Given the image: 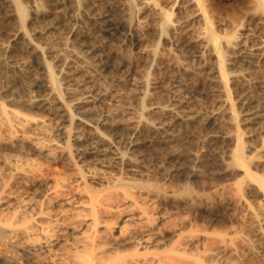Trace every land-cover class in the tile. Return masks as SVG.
<instances>
[{
    "label": "bare ground",
    "instance_id": "1",
    "mask_svg": "<svg viewBox=\"0 0 264 264\" xmlns=\"http://www.w3.org/2000/svg\"><path fill=\"white\" fill-rule=\"evenodd\" d=\"M43 1L44 0H41L42 5L47 4V3L43 4ZM46 1H44V2H46ZM48 1H50V3H48V4H50V7L47 6L48 5L47 4L46 7H44L45 8L44 9L42 7V5L40 6L41 3L39 2L40 3L39 4L38 1L36 2V0H0V5L2 6V10H3V12H2V10L0 11V12L3 13V17H2L3 18L2 20H4L3 24L6 21L11 23L10 24V23L7 22L10 25H7V23H6L8 28L6 29V34L7 35H5V36H7V39L5 37V40H2L0 42V75L2 77L4 76L7 79H9L8 80V82H9L12 78H15V77H12L15 73H18V72L20 73V72L23 71L22 73H26L27 74V71L24 72V70H27V68L29 69V67L31 68V66H33V68H35V70H37L38 75L36 73V77H34V80H32L33 84H31V83L30 84L32 86L34 85L36 87L35 89L39 92L38 94H35V96L32 95V93H30L33 96L31 98L28 97L30 94H28V96L26 95L27 96V100L25 98L26 96L24 97L22 95L23 98L21 99V95H20L21 92L20 93H16V91H15L16 89H14V91H15L14 92L13 91V87L11 85L12 83H5L7 81L6 78H5L6 81H4V83L9 85V86H7V88H3L5 86V84L3 83V80H1L2 81L1 83H3L4 86L2 87V84L0 85V113L2 114V116L3 115L5 116V117L4 116L3 117L7 121L5 120V122H2L4 120V118L2 116H0V117H2V119H0V121L2 122V124L4 126H5V124L7 125L5 127L6 129L10 125V123H13V125L15 123V125H14L15 128H19L20 129V127H22L24 129H26V128H28V126H26V125H29V127H32V126H30L31 124H34V127L36 125L38 126L39 125L38 121L40 119H36L38 121H36L35 123H33L34 121H32V123H31L32 118L29 117L31 114H27L28 115L27 116L26 113H24L25 115H23V113L21 114L20 109H17L18 107H20V104H21V106L23 105V107H24V105H25V107L27 106L28 108L29 107L30 108L31 107L38 108V109L41 108L43 110L44 109H46V110L54 109L55 113L58 115V117H60L59 119H61V123L58 126L59 127V132H57L60 135L61 139L60 138L59 139H60L61 142H59V143L56 142V144L58 143L59 145L57 144L58 147L57 148L55 147V148L59 149V150L57 152H55V153L59 152L60 153L59 156L63 157V159H66L68 161L67 163L73 162L75 165H76V163H81V162H77L76 159H78V161L80 159H83V160L84 159H86V160L88 159L87 161H89L91 159L94 163H97L99 165L101 164V167H102V164L103 165L104 164H106V165L107 164L108 165L112 164V165L115 166V168H116V166L118 167L120 165L119 168H117V169H119V171H121V172H122V170H121L122 168H120V167H121V165H123L125 167V169H128V171H130L129 173L132 172V175H133V172L135 171L134 167H137L136 166V164H137L136 162H138L137 157H139V156L137 155L135 157L136 159L134 160V158H133L134 155H132V151H133V153H135L136 150H137V149L136 150L134 149L136 144H137V142H136L137 140L135 139L136 140L135 141L134 139H132V137L138 131L141 132L142 129L139 130L140 127H142V126L143 127L145 126L146 128L150 127L152 129H154L153 131L159 132V134L162 133V135H163L164 133H168L170 130L172 132V128H173L172 126H175L174 124H176V123L179 124L180 122L182 123L184 120L189 119V118H187L188 114L184 115V114H181V112H180V114H181L180 115V114H178L179 112H177V109H176V111L175 110L173 111L171 109V105H173V104H171V105L168 104V105H170V107H169L166 104L162 105V104H156L155 103V105H154V103H152L153 106L150 104V105H148L149 107H146L148 109L143 107V108H145L144 111H143L142 108H140V111H138L139 113L138 112L136 113V111H135L134 116H132L130 120L128 118V120H126L127 122H125L124 121L125 119L123 118L124 119L123 120L122 116L119 117V115H115L118 112L115 110V108H113L114 106L111 105V103H114V102L118 101L116 99L117 97L115 96L117 94L112 92V91H111L112 93L108 92V89H110V88H107V86L104 84L105 82H103V84H104V86H103V85L100 84V83H102V82H100L101 79H96V76H98L97 78H99V77H102L103 74H106L105 73V71L107 72L106 67L109 66V61H108L107 57L105 56L106 48L110 44L112 46V44H114V43H115L114 46H116V47L117 46L120 47V45H122V47H123L124 44H128L127 42H128L129 39H132V38H128V37H129V34L134 31L132 29V27H134V26H132L133 24H131V25L129 24L132 21V19H130V22L127 21V19H129L128 15H130L128 13L129 9H130V7H132V5H131L132 4V2H131L132 0H125L126 3L124 1H122V0H120L121 2H124L126 4V5L123 4L125 7L121 5L122 9L119 11L120 12V16H115L116 12H118V9H120V7L117 9V11L114 8L115 9V15H113V14H110L112 12V10L108 9V10H110V12H108L106 10L107 9V5H105L106 9H104V7L102 8V7H100L98 5L97 7H100L103 10L101 9L102 11L98 12V9L96 8L97 10L96 9L95 10H96L97 13H95V11H94V13L90 14V12H89L90 10H88V9L94 2L96 3V0H48ZM97 1H99V0H97ZM102 1H104V0H102ZM107 1H109V3L111 4L115 0H107ZM174 1H177V0H174ZM156 2H157V0H156ZM182 2H185L186 3L185 5L189 6L191 9L192 8L194 9V11H193L194 13H192V16L194 14L193 17L196 20V22H198V26L197 27L195 26V28L199 27L197 29L199 31H196V32H195V30L193 31V32H195V34L197 33L196 35L194 34L195 35L194 38L190 37L192 35V34H190L191 33L190 31H192V30L189 31L190 33L187 32L188 35L190 34L189 36L186 35V34H185V36L181 35L182 34L181 32H182L183 22L187 20V18H188L187 16L190 17V14H188V13H187L186 19H185V17H183L184 14L182 13L183 14L182 15L179 12L178 13L180 15H182V17L178 16V18L173 19L172 15L176 16L175 14H177V13H174L175 11L174 12L173 11L172 12L171 11L168 12V10L166 8L167 11H163L162 12V10L160 8L157 9L159 6H156L155 3H153L152 6H151L150 3L148 2V6L150 5L151 8H153V5L156 6V8L154 7L155 11L154 10L151 11V9L149 8L150 11H151L150 16L152 15L151 17H153V16L155 17L156 15H158L159 12L160 13L162 12V15H163L162 19L158 18L160 20L156 21V23L159 22V21H160V23L156 24L154 21H151V22H152V24L155 23L156 26H158V25L161 26L160 29L162 31L163 30L166 31L165 34L169 35L170 40L171 39L176 40L177 43L179 42L181 47L182 46L185 47V48L189 47V49H190L191 46L192 47H196L197 51L196 50L195 51L197 52V55H198V52H199V53H201L200 56H203L204 53H202V52L206 51L205 53H209L210 56L213 57V59H212L213 61L212 62H214V66L212 65L213 67H211V73H212L211 76H213L212 77V79H214L213 81H215L216 84L218 83V85L220 86V88H219V89H221L220 92L223 93V96L225 97L224 98L225 99V103L227 105V107H226L224 105V103H223L224 108H227L225 110H227V116H228L229 122L232 123V125L235 128V131L233 133L234 136L232 138L234 144H233V146H231V149L229 148L230 151H229V154L227 155L229 157V163L231 162V164L233 166L231 164H229V166L231 165L234 170L235 169L237 170V172H236L237 175H238V172L240 173L239 175H241V180L240 179H238L239 181L235 180V182L237 181L236 183L232 182V183H235L234 185L231 183L233 185V190H235L236 194L232 190H230L235 195H233V199L232 200L230 198V203L229 204L230 205L232 204L231 206L236 205V204H237V206L241 205V207L243 206V209L247 208L248 210H251L252 215H253L254 218H252L253 220H251L252 222H250V223H252L251 227H249L250 231L248 230V228H247L246 231H249V232L245 231L246 233L245 232L242 233L243 230L242 231L240 230L241 234H239L240 231H238L239 232L237 234L238 237L235 236L237 231L235 232L236 229L233 230L234 229L233 226H232L233 228L232 227L231 228H232L233 232L235 233V235H234V233H232L233 235L232 234L230 235V233L232 231L229 230L228 228L227 229L229 231L226 229L227 232H225V233L223 232L225 230L222 229L223 231L220 230L221 233H219V232L217 233L216 232L215 234L213 233V232H215L214 230H213L212 233H210L207 230H204V231L209 232L211 234V236H210L209 233L203 232V230L202 231L199 230L198 232H200V231H201V233L203 232L201 234L202 239H203L202 235L205 236L204 233H206V237L208 236L207 238L205 237L206 240H205V238L203 239V240L206 241L205 243L202 242V240L200 241V242H202L203 245H205L204 247H202L203 249L200 246H198V244L200 243L198 241L199 239L197 240V238L199 237L197 235L198 233H195L198 236L197 238L196 237L192 238V237H194L193 233H192L193 236H190L191 234L188 235L189 237L192 238V239L190 238L191 240H193V239L195 240L196 239L198 241V244L197 245L195 244V245L199 248V250H203V252L202 251H199V252L203 253V254L200 253V255H201V257L203 255L205 259L204 258L203 259L199 258L200 256H198L196 249H194V250H196V253H195L194 257H193L192 254H191L192 256L190 255L189 257H187L189 255L188 254L189 250L187 248H186V250H188V252L186 250H185L186 252L185 251L182 252V253H184V257H183V254L180 253L181 251L179 249L180 247H183V244L179 243L180 247L177 248L176 245H178V243L176 242V243H174V245L175 244L176 245L174 247H172L173 246V243H172L173 240H171L172 241L171 242L172 246L171 245H170V247L167 246V248H168L167 252L168 253L165 254L166 248H164V249L162 248L163 249V251H162L163 253L161 252L162 257H163V254H164V256H167L166 259H168V255H171L173 253L174 256L177 255L176 257H178V254H180V259L178 258V260H177V258L172 255L171 257H173V258L169 257V259H171V260H169V259L167 261L164 260L165 261L164 263L162 261L163 259H161V258H158V260H155L157 257H155L154 260H152V259L151 260L154 261V264H155L156 261H157V264H165L166 262L168 264H169V262H170V264H191L193 262H196V263L200 262L201 264H246V263H248L250 261L252 262L253 260H249V258L246 257V258H248V261L247 262L245 261L246 263L245 262H242V263L236 262L237 258L239 259L238 261H240L241 258H245L242 255L243 254V250L245 248H243V250L240 251L238 249L240 247L239 244H242L241 245L242 247L245 245L244 247H246V250L249 253V254L246 253L247 252L246 251L245 252L246 255H254V254L257 255L258 254V256H259V253L256 254V252L258 250L260 252H262L261 250L264 249V177H263L264 174L261 173L262 174V176H261V174L259 175L258 173H255L254 172L255 170L252 171L253 167L251 165L253 163L255 164L256 161H253L250 158L251 156L249 157L248 155L245 154L246 150L244 149V147L247 145L246 144L247 141H244L245 144H246L245 145L244 142L242 143V140H244V139H241V137L244 135V138H245L246 135L242 131H241L242 132L241 133L238 130V124H237V122H238L237 121V117L238 116L236 117V114H237L236 112H238V111L235 112V110L233 109L234 106H233V104H232V102H231V100L229 98V93H230L229 81L232 78L234 79L235 75L237 76V74L240 72L239 70L242 69V68H240L237 71V69L235 67L234 70L236 69V71L238 72V73L236 72L237 74H235L234 71L231 72V68L233 66L231 67L230 65H227V62H231V61L234 62L235 61V63H236L237 59L235 58L236 60H234L233 58H234V56H236V57L238 56L239 63L242 62L244 64L249 65V67H251L250 65H252V67H253V64L256 65L257 62L261 58L263 59V57H264V36H262L263 38L260 37V36L259 37L257 36L258 38H254L250 34L246 33V32L249 31V30L246 31L247 28H249V27L247 26L246 29H243L244 27H242V26H246V25H242L241 22H240V19L242 20V18L244 17V21H245L248 17L246 16L247 17L246 18L244 16V14L249 16L251 14H254L256 11H257V13H255V14H257V15H255V16H258V15L260 16V13L264 14V0H241L239 3H237L238 2L237 1L236 5L232 4V5H234L233 6L234 8H230V11H228V9H227V12L229 13V17H228L229 25H225V26H230V28L228 29L229 32H226L223 35L221 34V36H220L219 33L220 32L222 33L224 30H222L219 33H217L218 31L216 32L214 27L219 26L218 24H220V23L222 24L223 22H220V21H223V20H220L219 21L220 23L216 24V23H214V21H211V19H210V18L213 19V16L215 15L216 11L215 12L213 11L214 12L213 16H210V14H211L210 10H209V14H208V9L220 10L219 9L220 6L222 8L223 4H222L221 0H183ZM101 3L102 2H100V4ZM109 3L107 2V4H109ZM134 3H135V0H134L133 4ZM94 4H93V6H94ZM119 4H122V3L118 2V5ZM146 4H147V2H146ZM181 4H180V6H181ZM228 4H231V3H228ZM103 5H104V3H103ZM112 5H110V6L112 7ZM118 5L114 4L113 7H116ZM143 5L144 4H142L141 6L137 5L136 7L138 8V6H140L142 8ZM159 5H162V4H159ZM174 5H175V3H174ZM176 5H177V3H176ZM232 5H230V7H232ZM1 6H0V8H1ZM182 6L185 7L184 4ZM40 7H42L43 9H40ZM92 7H90V8H92ZM111 7H109V8H111ZM162 7L165 8L164 5ZM168 7H170V6H168ZM223 8H226V7H223ZM114 9H113V11H114ZM135 9H133V10H135ZM172 9L173 8L171 7V10ZM178 9H180V8H178ZM93 10H94V8H93ZM93 10H92V12H93ZM130 10H132V8ZM136 10L138 12V9H136ZM221 10H223V9H221ZM141 11H139V13L142 14ZM182 11H184V10L182 9ZM224 11H222L221 13L223 14ZM137 12H136L135 15H138ZM216 13L218 14V12H216ZM224 13H226V12H224ZM241 14L243 15V17L241 16ZM117 15H118V13H117ZM144 15H146V14H144ZM223 15L225 16V14H223ZM1 16H2V14L0 15V18H1ZM138 16H135V17L137 18ZM146 16H148V14ZM146 16L145 17H140V18H144L146 20V18L150 17V16H148V17H146ZM215 16H217V15H215ZM219 16H220V14H219ZM219 16H217V17L219 18ZM259 16H258V19H259ZM239 17H240V19H239ZM262 17H263V15H262ZM170 18H172V20ZM191 18L192 17H190V19ZM214 18H216V17H214ZM144 19H143V21H144ZM154 19L156 20V18H154ZM253 19H256V17L251 18L252 23H253ZM248 20L250 21V19H248ZM261 20H262V18H261ZM137 21H139V20H137ZM188 21H189V19H188ZM141 22H142V20H141ZM192 22H193V20H192ZM194 22H193V24H194ZM212 22L214 24H216V26H214V24H212ZM216 22H218V21H216ZM254 22H256V20ZM1 23H2V21L0 22V24ZM86 23H88L90 26H87L88 24H86ZM131 23H134V22H131ZM139 23H140V21L138 23L136 22V25H138ZM188 23L189 22H187V24ZM242 23H244V22H242ZM258 23H259V21H258ZM82 24H85L84 26L85 27L87 26L88 28L84 30L83 29L84 26ZM142 24L144 25V23H142ZM145 24L147 25V22H145ZM193 24H191V25H193ZM223 24H225V23H223ZM134 25H135V23H134ZM139 25L138 26L141 27V23ZM149 25H148V27H149ZM1 26H3V25H1ZM1 26H0V28H1ZM256 26H260L261 30H263V32H264V17H263V22L261 21V25L257 24ZM143 27H141V28H143ZM183 27L185 28L186 26H183ZM158 28L159 27H157V29ZM189 28H190V26H189ZM221 29H223V28H221ZM224 29L226 30L227 28L225 27ZM250 29H251V27H250ZM218 30H220V28ZM256 30H258V29H256ZM139 31H141V30H139ZM186 31H187V29H186ZM259 31H260V28H259V30H258L256 35H258ZM163 32H160V33H162V35H163ZM138 33L141 36V32H138ZM133 34L134 33H132L131 37L134 36ZM251 34L254 35V32H251ZM162 37H161V40H162ZM168 38L166 39L167 41H168ZM137 39H138V41H140L139 38H137ZM140 39H141V37H140ZM138 41H136V42L138 43ZM134 42L135 41H133V43ZM133 43H131V44H133ZM174 46H175V43H174ZM118 47L116 48V50L118 49ZM115 48L112 47L113 50L112 49L111 50L115 51L114 50ZM120 49H118V51H116V52H119ZM182 49H184V48H182ZM191 49L193 50V48H191ZM109 51H110V47H109ZM109 51L107 50V53H109ZM169 52H170V50H169ZM197 55H195V56H197ZM108 56H109V54H108ZM109 60H110V58H109ZM232 62H231V64H232ZM235 63H233V64H235ZM240 64H237V65H240ZM115 65H116V63H115ZM123 68H125V67H123ZM123 68H122V70H123ZM228 68H229L230 72L228 71ZM109 70H111V69H109ZM112 70H111V72H112ZM30 71H31V69H30ZM242 71H244V69L241 70V73H243ZM109 72H107V73L109 74ZM233 72H234V75H233ZM32 73H33V71H32ZM34 73H35V71H34ZM108 74H106L107 77H108ZM23 75L25 76V74H23ZM20 76L22 77V75H20ZM139 76L141 77V75H139ZM142 76L143 77L145 76L144 73H143ZM241 76H243V74ZM10 77H11V79H10ZM28 77H30V76H28ZM110 77H111V75H110ZM113 77H115V76H113ZM126 77L127 76L125 75L124 78H126ZM143 77H141V78H139V77L136 78L135 77L136 78L135 79V78H132V75H131V78H132L131 79L132 82H130L131 85H134L135 87L136 86L137 87L138 86L139 87H144V85H146L145 87L147 88L148 85H149V84L148 85L146 84V83H148V81L146 80L147 77H144V78H146L145 80L147 82L143 79ZM239 77H240V75H239ZM244 77H245V75H244ZM22 78H21V82H24V81H22ZM27 78H23V80L27 79ZM116 78H117V76H116ZM110 80H112V79H110ZM12 81H14V80H12ZM16 81H18V80L16 79ZM26 81L28 82V80H26ZM213 81H212V83H213ZM18 82H20V81H18ZM192 82H193V80H192ZM188 83H186V84L189 86ZM18 85H19V83H17L16 86H18ZM22 85H23V83L19 87H21ZM13 86H15V85H13ZM27 87H28V84H27ZM108 87H110V85ZM194 87H196V86H193L192 88H190V86H189L188 88H190V90L194 91V92L195 91L199 92V90H201V88H203V87H200L198 90H196L197 88H194ZM198 87H199V85H198ZM14 88H16V87H14ZM29 88H31V87H29ZM29 88H27V89L24 88V89L26 90V92H29V90H30ZM146 88H145V91H146ZM21 89H23V88L21 87ZM135 89H137V88H135ZM140 89H143V88H140ZM203 89H205V88H203ZM18 90H20V88H18ZM142 91L143 90H141V92ZM145 91L142 92V93L143 94L146 93ZM22 92H25V91H22ZM115 92H116V89H115ZM141 92H140V94H141ZM144 96L146 97V94ZM175 96H176V94H175ZM175 96H174V99H175ZM200 96H202V95H200ZM181 97H183V96H181ZM139 98H141V97H139ZM178 98H180V97H178ZM23 99H25V100H23ZM121 100H124V99H121ZM180 100L182 101V99H175L174 101H179L180 102ZM194 100H195V98H194ZM116 103H114V105L118 106V103L117 104ZM182 103H183V101H182ZM104 104H106V105L108 104V105L106 106V108L104 107V110H102L100 108V106L104 105ZM109 104L112 106V108L109 107L110 109L108 108V106H110ZM120 104L122 106L121 101H120ZM137 104L139 105L140 103H137ZM123 105H124V103H123ZM138 105H137V107H138ZM185 105H187V104H185ZM128 106L129 105H127L125 107H128ZM131 106H133V105H131ZM142 106H144V104ZM107 108L109 110H107ZM112 109H114V110H112ZM126 109L124 110V113H126L125 112ZM133 109H135V106H134ZM17 110H19L20 112L17 111ZM135 110H139V109H135ZM146 110L147 111L149 110L150 114L155 116V118L152 117L153 120L152 119L149 120L150 118L147 119L149 117L148 115H147L148 117L145 118L146 117V115H145V111ZM255 110H252V111H250L248 113L246 112L247 115H245V120H249V121L251 120L252 121L254 119V122H255V119H257L258 117L261 116V114L259 116V114L257 113V110L256 111ZM26 111H28V110H26ZM118 111H122V110H118ZM47 112H49V111H47ZM143 112H144L145 117H143ZM44 115H46V114H44ZM53 115H54V112H53ZM122 115H123V113H122ZM38 118H40V117H38ZM42 119H43V117H42ZM33 120H35V119H33ZM242 120H243V118H242ZM6 122H8L9 125ZM2 124H0V125H2ZM16 124L18 126H16ZM40 124H42V123H40ZM13 125L11 124L10 127H8V128H11V126H13ZM19 125H20V127H19ZM23 126H26V128L23 127ZM40 126L41 125L38 126V129L40 128ZM1 127H3V126H1ZM12 128L10 129V131H12ZM15 128H13V130ZM22 128H21V130L23 131ZM41 129H43V128H41ZM57 129H56V131H57ZM146 130L147 129H145V131ZM148 130H150V129H148ZM6 131H8V130H6ZM6 131H4V133ZM17 131H19V133H22V132H20V130H17ZM14 133H15V131H14ZM14 133H13V135H14ZM57 133H56V135H57ZM143 133H144V131H143ZM5 134H7V133H5ZM8 134H10V132ZM17 134H18V132H17ZM168 134L170 135V133H168ZM168 134L166 135V137L168 136ZM11 135H12V132H11ZM13 135H12V138H13ZM35 136H36V134H34V137ZM158 136L159 135H157V137ZM14 137H16V136H14ZM23 137H22V139H23ZM172 137H173V134H172ZM167 138H169V137H167ZM221 139H222V137H221ZM49 140H51V139H49ZM12 142L13 141H11V143ZM144 142H149V141L147 140V141H144ZM20 144H22V143H20ZM138 144H139V142H138ZM141 144H142V142H141ZM147 144L149 145L150 142L147 143ZM250 145H252V144H250ZM12 146H13V144H12ZM18 146H20V145H18ZM254 146L252 145L251 147L253 148ZM246 147L249 149V146H246ZM137 148H139V147L137 146ZM258 148H259V146H258ZM248 149H247V151L249 152ZM254 149H256V148H253V150ZM134 150H135V152H134ZM250 150H252V149H250ZM261 151H262V149H261ZM138 152L139 151H137L136 153H138ZM251 152H253V151H251ZM50 154H51V152H50ZM249 154H250V152H249ZM258 156H260L259 153H258ZM261 156L263 158V155H261ZM8 157H9L8 154H7V158L4 157L5 159L4 158L2 159V157H0V164L2 165L1 168H3V166H4L3 170L4 169L6 170V171H2V169H0L1 170L0 174H1V172H4V173L7 172V174L5 176L6 177L8 176L7 179L5 178V180H4V176H3L4 174L3 173L1 174L3 177L0 176V178L2 180L1 181L2 183H0V264H114L117 261H118L117 264H146L147 260H150V259H148L147 256H146L147 258L144 257L143 256L144 254H141L142 252H140V251L136 252V251H138L137 250L138 246L143 247V248L145 247V244L148 243V241H150L148 239L149 236H151L152 234L151 235L149 234L148 237H146L145 232L144 233L141 232L143 234H141V233L137 234L138 232L133 234V232H132V234H130V235H128V236H126L125 238H122V239L117 234L118 235L117 237L120 238V239H117V237L114 235V232H113L114 231V229H113L114 226L111 225V223H112L111 221H113V218H114V217H111V216H113L115 214H113L111 216H109L107 214L108 215L107 216L106 215V211L111 209L110 206H112V204H113L112 202L115 201V198H114L115 195H117L119 197L118 198L116 196V198H118V201H119V199L121 198V196L118 195L120 193L119 191L122 190L121 191L122 193H120V195L123 194V192L127 193V191L129 190L128 188L130 186H131L130 187V191H131V188L132 189H133V187L136 188V189H133V190H135L134 192L132 190V192L126 194V196H129L128 198L131 199V197H132V199L130 200L127 197H125V198L130 200L129 202H131V203L135 202V206L138 205V201L140 199L138 201H136V200L138 198H141V197L148 198L149 200L150 199H155V200H157V202L159 201L160 204H161L162 201L165 202V200L167 202V199L168 198L171 199L170 197H171L172 193H175L174 191L176 189L173 190V192L170 195L169 193H167L168 191H166V192L164 191L165 189H163V191H162V189L158 190V189L152 188V184L153 183L152 184L150 183L151 185L149 187H148V185H146L147 187H141V183L139 182L140 186L135 187V185L133 186L131 183L135 184L137 181L136 182H131V181L124 182V181H122L123 179L120 180L121 179L120 178L121 175L117 174L120 179L116 178V176H113V177H114V179L120 180L122 184L121 183L119 184L120 181H118V180L117 181L114 180V181H116L118 183V185L116 184V182L114 184L113 180H112V182H113L112 183L111 179H110V181H108V180L104 181V184H105L106 181H108L109 185H110V182H111V185L113 184L112 185L113 187H114V185H116L115 186L116 189L113 188V187L112 188L114 190L111 189V191L112 192L114 191L115 193H111V191H110L111 185L105 187V188L109 187V188H107L108 190L106 189V191H110L109 192L110 194L108 195L107 194L108 192H107L106 193L107 197H105L106 195H104V193H105L104 192L103 196L100 199H98L96 197V195L93 193L94 191L92 192V189L90 191H88L89 195L87 196V200H85V202H86V204H88V206H86L87 208L85 207V209L83 208L84 210L82 209L83 213L81 212L82 210L79 211L80 214H82V217L79 220H77V215H76V220H77L78 223L74 222L76 225L74 223H72L75 226H77V227H74V228H76V229L78 228L79 229V230L77 229L78 230L77 234L79 236L75 237L76 236L75 235L76 232L74 231L75 233L72 234L73 235V237H72L70 232L73 231V228L71 229L72 231H69V233L71 235V238L70 237L68 238V237H66L64 235L62 236V231L63 230H61V232L58 231V234H59V232L61 234L60 235L57 234L55 236V234L52 235L53 232H55V231H53L52 233H51V231H52V229L53 230H55L56 228L58 229L59 222L61 221V224H62V221L64 222L65 219H67V218H65L64 220H62V218H61V216H63V212H65L64 210H66L67 208L66 209L63 208L64 209L63 211H60V210H62V208L61 209H57L58 212L55 209L56 211H54L53 213H52L51 209L52 208L54 209V206L51 209L48 210V211H51V212H48L47 210H45L46 208L43 207L44 205H42L43 203L41 202V200H44L43 198L45 197V195H48V193L47 194L45 193L46 189L43 186H38L40 184H38V185L35 184L37 186L35 188H33L32 184H31L32 186L30 185L32 188H28L29 186L27 187V189L31 190L30 194H31V197L33 199H31V198L28 199L27 196H25L26 195L25 193H24L25 195L19 194L22 191V188H20L18 186H22L23 180L25 178H27L26 177L27 173L30 172V171L27 172V167H28V170H31V169H30L29 165L26 164L27 162L24 159H23V161L26 162L25 164L23 162H19V155H18L16 160H14L15 159L14 157H13V160H8ZM9 159H11V158H9ZM91 160H90V162H92ZM141 161H142V159H141ZM141 161H140V163H141ZM92 163H90V164L93 165ZM140 163L138 165H140ZM71 164H69V165H71ZM75 165H73V167ZM106 165H104V166H106ZM76 166L79 169L80 164L79 165L77 164ZM262 166H264V165H262ZM101 167H100V169L98 168L99 171L101 170ZM251 167H252V169H251ZM84 168L87 169V167H84ZM92 168L94 169V167H92ZM179 169L180 168H177V172H178ZM186 169H187V167L185 169H182V170H186ZM190 169L191 170L186 171V172H188L189 177H190L191 174H193V171H194L193 167H190ZM33 170L35 171V169H32L31 171L33 172ZM139 170L138 171L141 172L140 168H139ZM87 171L90 172V170H86L85 172L87 173ZM91 171H93V170L91 169ZM97 171L95 173H98ZM136 171H137V169H136ZM196 172H197V170H196ZM79 173L81 174L82 172L79 171ZM95 173H94V176L91 175V173H90V177L89 178H91V176H93L90 179L91 181H93V179L95 177ZM103 173H102V175H103ZM174 173H176V171ZM180 173H183V171L180 172ZM180 173L178 174V176H181ZM102 175L101 174L98 175V176L96 175V180L100 181L101 183H103V180H104L105 177L107 178V175H105V177L104 176L102 177ZM184 176H187V175H185V172H184ZM113 177H112V179H113ZM184 178H186V177H184ZM81 179L86 181L87 178H85V175H81ZM108 179H109V177H108ZM132 179H134V178H132ZM32 181H33V179H32ZM24 182H26V181H24ZM78 182H80V181H78ZM86 182H88V181H86ZM123 182L124 183H129V187L126 186V185H128V184H126L122 188ZM89 184L90 183H87V185H89ZM223 184L226 185L225 183H223ZM27 185H29L28 182H27ZM27 185L23 184V187L27 186ZM42 185H43V183H42ZM106 185H108L107 182H106ZM142 185H143V183H142ZM220 186H222V184ZM231 186L229 184V186H228L229 189L232 188ZM17 187H18V189L19 188L21 189L20 192H19V190H17ZM88 187H90V186H88ZM92 187H93V185H92ZM124 187L125 188L128 187V188H126L127 191H126V189ZM228 187H223V188H227L228 189ZM96 188L97 187L95 186V189ZM105 188H103L104 191H105ZM84 189L86 190V188H84ZM99 189H100V187H99ZM99 189L97 188V192H98L97 195L99 194L100 191L103 190L102 189V190L99 191ZM185 189L186 188H184V190ZM189 190H190V188L187 191H189ZM221 190H220V192H221ZM223 190L226 191V189H223ZM49 191H51V190H49ZM54 191H55V189H54ZM169 191L171 192V190H169ZM181 191L183 192V190H180L179 192H177V193H180L179 195L176 193L178 197L181 195V193H182ZM185 191L183 192L184 194H186ZM225 191H223V192H225ZM26 192H28V191L26 190ZM200 192L203 193L202 191H200ZM218 192L217 193L215 192V193L218 194ZM244 192L245 193L246 192H248V193L252 192V193L256 194L255 198H258L257 202L254 203L255 206L257 205V207H255L256 209L252 208L251 205L254 206V204L251 203V205H250V202H248L250 200L247 201L248 198L245 199L247 202L244 200V198H246V197L243 198ZM95 193H96V191H95ZM189 193H191V194L190 195H188V193L186 194L187 196L185 197V201H182V202H186L187 203V204H184V205H188V204L192 205L193 202L196 201V199H200L201 195H202L201 193L199 194V193L196 192L200 196L199 197V196L196 195L195 192H194L195 194H193V191H191V190L189 191ZM130 194H131V196H130ZM184 194L182 196H185ZM247 194H246V196H247ZM20 195H21V199H19ZM251 195H248L249 198H251ZM22 196L23 197L25 196L26 200ZM124 196H125V194H124ZM124 196L121 199H125ZM177 196L175 198H177ZM211 196H212V194H211ZM226 196H228V195H226ZM215 197H217L218 198L217 200H219L218 196L215 195ZM228 197H231V196L229 195ZM39 198H42V199L39 201L38 200ZM47 198L49 200V198H51V197H47ZM52 198H54V197H52ZM112 198H113L114 201L111 200ZM202 198L205 199V196H203ZM206 198H207V196H206ZM208 198H214V197L213 196L209 197V194H208ZM227 198H225V200ZM45 200H46V198H45ZM177 200H178V198H177ZM221 200H222V196H221L219 201H221ZM225 200L223 199L222 201L224 202ZM254 200L255 199H253V201ZM201 201H203V200H201ZM204 201H206V199ZM207 201H209V199H207ZM211 201H213V199L210 200V202H208V203H212ZM47 202L48 201H46L45 203L47 204ZM52 202H53V200L51 199V203ZM119 202H121V201H119ZM171 202L173 203V201H171ZM131 203H128V204L130 205ZM177 203H178V201H177ZM179 203H181V202H179ZM208 203H206V205H208ZM49 204L50 203L48 202V205ZM58 204H57V206L61 205V204L60 205H58ZM118 204H120V203H118ZM199 204L200 203L198 202V206H199ZM222 205H223V203H222ZM225 205H226V203H225ZM118 206L119 205H116L115 208H113V209L116 210V208ZM120 206H121V204H120ZM122 206H124V205H122ZM172 206H173V204H172ZM193 206H194V204H193ZM193 206H190V207L194 208ZM209 206H206V207L209 208ZM108 207H110V208L107 210L106 208H108ZM202 207H203V204H202ZM228 207H229V205H228ZM28 208H30V211L32 209H34V210L31 211V213H29V212L26 211V209H28ZM113 209H112V211H113ZM235 209H238V208L236 207ZM115 210L113 212L116 213L117 211H115ZM67 211L68 210H66V213H67ZM112 211L110 210V213ZM133 211H135V210H133ZM146 211H147V209L145 211L143 210V213L146 212ZM79 212H76V214L79 213ZM118 212H119V209H118ZM210 212H212V211H210ZM108 213H109V211H108ZM64 216H65V214H64ZM78 216H79V214H78ZM248 216H247V218H249ZM65 217H67V215ZM68 217H69V214H68ZM126 217L125 216L122 217L121 218V222H119V223L122 224V226L123 225L125 226V224H123V223L124 222L126 223ZM73 218H72V220H73ZM147 218H148V216H147ZM154 219H155V217H154ZM243 219H245V217ZM69 220L71 221L70 217H69ZM70 221L66 220L65 222L71 223ZM127 221H128V219H127ZM135 221H138V220L135 219ZM142 221L144 222V220H142ZM244 221H246V220H244ZM244 221H243V223H244ZM228 222H229V220H228ZM47 223L48 224L52 223L51 224L52 226L51 225H47ZM63 224L66 226L65 223H63ZM115 224H117V223H115ZM223 224L224 223H222V225ZM64 225H63V227H64ZM67 225H69V224H67ZM122 226H121V228L119 227V229H118L119 234L122 232V229H123ZM156 226H158V225L156 224ZM61 227H62V225L60 226V228ZM115 227H116V225H115ZM126 227H127V225H126ZM142 228H143V226H142ZM120 229H121V231H120ZM132 229H134V228H132ZM65 232H67V231L65 230ZM65 232H64L65 235H69V234H67ZM228 232H230V233L228 234ZM49 233H51V234H49ZM166 233H167V231H166ZM179 233H180V231H179ZM182 235L183 234H181L180 236H182ZM52 236H55V237H53L54 241H55L53 243L55 245L53 248L51 247L53 244L52 245L49 244V243H51V241H49V240H51ZM164 236H166V235H164ZM233 236H235V237H233ZM169 237H170V235H169ZM155 239H157V238H155ZM67 240H69V241L71 240L70 242L68 241V244H70L69 246L67 245V242H66ZM176 240H178V239H176ZM188 240L186 242H184V245H185V243L190 241V240L189 241ZM64 241H65V244L63 243ZM196 242L193 241V244L196 243ZM62 243H63V245H67V247L64 246L62 248L54 249V248H57L56 246L61 247ZM190 244L191 243H189L188 245H190ZM130 245L133 246V249H132L133 252H130V253L127 252L126 253V251L124 249H125V247H128V246L130 247ZM203 245H201V246H203ZM149 246H152V245H148V247ZM190 246H192V245H190ZM237 246H239V247L237 248ZM146 247H147V245H146ZM148 247L145 249L146 251H147V249H149ZM175 247L177 249H179L180 252L177 249H176L177 251H175L174 250ZM185 247H187V245ZM156 248L157 247H155V249ZM151 249H153V247L150 248V250ZM162 249L160 248V251ZM172 249L175 251L176 254L174 252H172ZM240 249H242V248H240ZM129 250L132 251L131 249H129ZM156 250H157V252L156 253L154 252V254H160L158 249H156ZM190 250H193V249H191V247H190ZM124 251H125V254H126L124 256L128 255L127 258L122 256L123 255L122 253H124ZM169 252L170 253L172 252V253L170 254ZM190 252H192V251H190ZM149 253L152 254V256H153V253H151V252H149ZM185 253L188 254V255L185 256ZM148 254H146V255H148ZM226 254L229 255V256H227ZM160 255H158V257ZM230 255L233 258L230 257ZM148 256H150V255H148ZM197 256H198V258H196ZM224 256L227 257V258L229 257V259L232 258L233 262H232V260H229V262L225 261V260H227V258L224 260V258H225ZM261 256H263V255H260V257ZM190 257H191V259L194 258L193 259L194 261L192 260L193 262H190L191 261L190 259H189L190 261L188 260V258H190ZM260 257H258V259ZM262 258H260V259H262ZM186 259H187V261H186ZM198 259H200V260H198ZM250 259H252V258H250ZM152 261H151V263H152ZM196 263H193V264H196ZM260 263H262V262H260ZM250 264H252V263H250Z\"/></svg>",
    "mask_w": 264,
    "mask_h": 264
},
{
    "label": "rangeland",
    "instance_id": "2",
    "mask_svg": "<svg viewBox=\"0 0 264 264\" xmlns=\"http://www.w3.org/2000/svg\"><path fill=\"white\" fill-rule=\"evenodd\" d=\"M38 1V3L40 4V6L42 5V2H41V0H36V2ZM44 1H46V0H44ZM43 1V4H45V3H50V1H46V2H44ZM119 3H122V4H119L118 5V2ZM122 1H124L125 3H126V1L125 0H122ZM138 0H135V5L133 4V2H134V0H132L131 2H132V7H130V9L132 8V10H130L129 9V14L130 15H128V18L129 19H127V21L128 22H130V19H132V21L131 22H134L135 23V25H134V23H129L130 25L131 24H133L132 26H136L135 28L134 27H132V29L134 30L132 33H134L133 35V37H131V35H132V33H130L129 34V37L128 38H132V39H129L128 40V44H124V46L122 47V45H120V47H118V49H120L119 50V52H116V51H118V49L116 50V46H114L115 45V43L114 44H112V46H111V44L106 48V53H105V56L107 57V59H108V61H109V66L108 67H106V70H107V72H109V74L111 75V77H110V75L105 71V73L106 74H108V77H107V75L106 74H103L102 75V77H99V78H97L98 76H96V79H101L100 80V82H102V83H100L101 85H103L104 86V84L107 86V88H110V89H108V92H114V93H116L117 95H115L117 98V100L118 101H116L117 103H118V106L117 105H114V103H116V102H114V103H111V105L112 106H114L113 108H115V110L118 112V113H116L115 115H119V117H121L122 116V119L125 121V122H127L126 120H128V118H129V120L131 119V117L132 116H134V114H135V111H136V113L138 112V111H140V108H142L143 109V111L145 110V108L146 107H149L148 105H152L153 106V104L152 103H154V105H155V103L156 104H162V105H168V104H173V105H171V109L174 111H176V109H177V112H179L178 114H180V112H181V114H184V115H187L188 114V116H187V118H189V119H187V120H184L182 123L180 122H178L179 124H174L175 126H172L173 128H172V132H171V130L168 132V133H170V135L168 134V133H164L163 135H162V133L161 134H159V132H156V131H153L154 129H152V128H146L145 126L143 127H140V129L139 130H141V132L140 131H138L135 135H133V137H132V139H136L135 141L137 142V144H136V146H135V150H136V152L137 151H139L138 153H136L135 152V150H134V152L135 153H133V151H132V155H134V160L136 159L135 157L138 155L139 157H137V159H138V162L140 163V161H141V159H142V161H141V163H140V165H138L139 163L138 162H136L137 164H136V166L137 167H134L135 168V173L133 172V175H132V172L131 173H129L130 171H128V169H125V167L123 166V165H121V167L120 168H122L121 170H122V172L121 171H119V169H117V168H119V166L117 167L116 166V168H115V166L114 165H112V164H104V165H106V166H104L103 164H102V167H101V164L99 165V164H97V163H94L91 159V161L93 162H90V160L89 161H87L86 159H80L79 161H78V159H76L77 160V162H81V163H76V165L78 164H80V166H79V169H78V167L73 163V162H70V163H67L68 161L66 160V159H63V157H61V156H59L60 155V153L58 154V153H55V152H57L59 149H56L57 147H58V143L59 142H61L60 141V135L57 133V132H59V125H60V123H61V119H59L60 117H58V115L55 113V111H54V109H52V110H46V109H41V108H33V107H25V105H24V107H23V105L21 106V104H20V107H18L17 109H20V111H21V114L23 113V115H25L24 113H26V115L27 114H31L29 117H31L32 118V120H31V123H32V121H34L33 123H35L36 121H38V120H36V119H40L38 122H39V125H41L40 126V128L38 129V126L36 127H34V124H31L30 126H32V127H29V125H26V126H28V128H26V126H23V127H25L26 129H24V128H22V127H20V125H19V127H20V129L19 128H15V123H14V125H13V123H10V125L12 124L13 126H11V128L13 127V128H15L14 130H13V128H12V131H10V129L11 128H8V127H10V125H9V123L8 122H6L9 126L7 127V129L5 128L7 125L5 124V126L2 124V122H5V116L3 117L2 116V114L0 115V116H2L3 118H4V120L1 122L0 121V124H2V125H0V127L1 126H3V127H1L0 128V157H2V159L5 157V158H7V154H8V160H13V157L15 158L14 160H16L17 159V157H18V155H19V162H23L24 164L26 163V164H28L29 165V167H30V169L32 170V169H35V171L33 170V172L31 171V170H28V167H27V172L28 171H30V172H28L27 173V178H25L24 180H23V182L24 181H26V182H22V186H18V187H20V188H22V191H21V189L19 188L18 189V187H17V190H19V194H21V195H25V196H27V198L28 199H33L32 197H31V194H30V192H31V190L30 189H27V187L28 188H32L31 186L33 185V188H35V187H37L36 185H38V184H40V185H38V186H43L45 189H46V191H45V193L47 194L48 193V195H45V197L43 198L44 200H41L42 198H39L38 200L40 201L41 200V202L43 203L42 205H44L43 207H45L44 209L45 210H49V209H51L53 206H54V209L52 208L51 210H52V213L54 212V211H56L57 209H61L62 208V210H60V211H63L64 209H66V210H68L67 211V213H66V210H64L65 212H63V216H61V218H62V220H64L65 218H67V219H65V221L66 220H68V221H70L69 220V217H70V219H71V223H68V222H63L62 221V224H61V221L59 222V227H58V229L56 228L55 230H53L52 229V231H51V233L53 232V231H55V232H53V234L52 235H54L55 234V236L58 234V231H60L61 232V230H63L62 231V236L64 235V236H66V237H70L71 238V235L72 234H74L75 232V237H77V236H79L78 234H77V232H78V230L76 229V228H74V227H77V226H75L76 224L75 223H78L77 222V220H79L81 217H82V214H80V210H82L83 208L85 209V207L86 206H88V204H86V202H85V200H87V196L89 195V192L88 191H90L91 189H92V192L96 195V197L98 198V199H100L102 196H103V193H104V195H106V193L109 195L110 193V191H111V189L112 190H114L113 188H115V186L116 185H114V187L111 185V182H112V180L114 181V180H118V179H114V177L113 176H116V178H119V176L118 175H121L120 176V180H122V181H124V182H126V181H131V182H136L135 184H133V183H131L133 186L135 185V187H138V186H140V183H141V187H147L146 185H148V187L152 184V188H155V189H158V190H160V189H162V191H163V189H165L164 191L166 192V191H168L167 193H169L170 195H171V193L173 192V190H175L174 192L175 193H172V195H171V199H167V202H166V200H165V202H161V204H160V202L158 203L157 202V200H155V199H148V198H144V197H141V198H138L136 201H138L139 199V201L141 202L142 200V202L140 203L139 201H138V205H136L135 206V202L134 203H131V202H129L131 199H132V197H131V199L130 198H128L129 196H126V194L127 193H130V192H132V190L133 189H136V188H134L133 187V189L131 188V191H130V187H129V183H124L123 182V185H122V188H123V186H125L126 184H128V185H126V186H128V187H126V188H128L129 190V192L127 191V189H126V191H127V193H125V192H123V194H121L120 195V193H122L121 191H119L120 193L118 194L119 196H121V198H123V196H124V194H125V196H124V198L125 197H127L128 199H130V200H128V199H119V201H121V202H119L118 201V196L117 195H115V201L113 200V198L111 199L112 201H114V202H112L113 204H112V206H110L111 207V209H109L110 207H108V208H106L108 211H109V213H108V211H106V215L108 214L109 216H111V215H113V214H115V215H113V216H111V217H114L113 218V221H111L112 223H111V225L112 226H114V235L117 237L118 235H119V237L122 239V238H125L126 236H128V235H130V234H132V232H133V234H135V233H137V234H139V233H141V232H145V234H146V237H148V235L150 234H152L151 236H149V240L150 241H148V243H146L145 244V247L143 248V247H140V246H138V251H136V252H142L141 254H144L143 256L144 257H148V259H152V260H154L155 259V257H157L155 260H158V258H161V259H163L162 261H163V263L165 262V261H167L168 259H169V257H171L172 255H173V253L172 252H174L175 253V251H179V249H180V253H182V252H184L185 250H186V248L189 250V255L188 254H186L185 253V256L186 255H188L187 257H189L191 254L193 255V257L195 256V253H196V250H197V254H198V256H200L199 258H204V256L202 255V257H201V255H200V253L201 254H203L202 252H203V250H199V248L196 246L197 244H198V241L200 242L201 240H202V242H206L205 240H206V238L208 237H206V233H212L213 232V230L215 231V232H213L214 234L217 232H219V233H221V231H223L222 229H224L225 231H223L224 233L225 232H227V230L229 229V230H231L230 232H228V234L230 233V235L232 234V233H234L233 232V230H235V232L237 231V233H236V235H235V233H234V235L235 236H237V234L239 233L238 231H242V233H244L246 230H247V228H248V230L250 229L249 227H251V224L252 223H250V222H252L251 220H253L252 218H254L253 217V215H252V212H251V210H248L247 208L245 209H243V206L241 207V205H238L237 206V204L236 205H233V206H231L229 203H230V198H231V200L233 199V195H235L236 194V192H235V190H233V185L237 182H235V180H238V179H240L241 180V175H239L240 173L238 172V175H237V170L235 171L234 169H233V165L231 164V162L229 163V157L227 156L228 154H229V148L231 149V146H233V133H234V131H235V128H234V126L232 125V123H230L229 122V119H228V116H227V110H225V109H227V108H224V105L227 107V105H226V103H225V97L223 96V93L222 92H220V90L221 89H219L220 88V86L218 85V83L216 84V82L215 81H213L214 79H212V77L213 76H211L212 75V73H211V67H213L214 66V62H212L213 60V57H211L210 56V54L209 53H205L206 51H204V52H202V53H204L203 54V56H200V54L201 53H199L198 52V55H197V48L196 47H190V49H189V47H181L180 46V44H179V42L177 43L176 42V40H174V39H171L170 40V37H169V35L167 34H165L166 33V31H162L160 28H161V26H156V24L157 23H160V21L159 22H157L156 23V21H158V20H160V19H162V12L163 11H167L168 10V12L169 11H175L174 13H177V14H175L176 16H174V15H172L173 17V19H176V18H178V16L179 17H182V15L184 14V16L183 17H185V19H186V16H187V13L188 14H190V17H192L191 19H190V17L189 16H187L188 18H187V20L186 21H184L183 22V26H186L185 28L182 26V34L181 35H184L185 36V34L186 35H188L187 34V32H189L190 30H192V31H190L189 33L190 34H192L190 37H195V35L197 34H195V32L196 31H199V30H197L198 28H195V26L197 27L198 26V22H196V20L194 19V14H193V16H192V13H194L193 11H194V9L192 10L189 6H187V5H185L186 3L185 2H182L181 0H177V1H174V0H157V2L159 3V4H162V5H159L157 2H156V0H139L138 2L140 3H138L137 2ZM141 1V2H140ZM222 1V4L224 5H222V8H221V6H220V10H211V9H208V14H209V10H210V12H211V14H210V16H213V14H214V12L216 11V12H218V14L215 12V15H217V16H219V14H220V16H219V18L217 17V16H213V19L212 18H210L211 19V21H214V23H220V22H223V23H225V24H218L219 26H216V24H214L213 22H212V24H214V26H216V27H214L215 28V30H216V32L217 33H219L220 31H222V30H224L222 33L220 32L219 34H220V36H221V34L223 35L224 33H226V32H229V28H230V26H225V25H229V23H228V17H229V13L227 12V9H228V11H230V8H234L233 6L234 5H232V4H237V3H239L241 0H221ZM238 1V2H237ZM100 2H102L101 4H100ZM107 2L109 3V1H102V0H99V1H97L96 0V3L94 4V6H93V4L90 6V7H92V8H90L89 7V9L88 10H90L89 12H90V14L91 13H94V11H95V13H97L96 12V10L98 9V12L99 11H102L103 9V7H104V9H106V7H105V5H107V11L108 12H110V10H112V12L110 13V14H113V15H115V9H116V11H117V9L120 7V9H118V12H116V15L115 16H120V10L122 9L121 7L122 6H124L123 4H125L124 2H121L120 0H115L113 3L115 4V5H118V6H116V7H113L114 6V4L113 3H109V4H107ZM116 2V3H115ZM146 2H147V4H146ZM148 2L150 3V5L152 6V4L153 3H155V5L156 6H159L157 9H161L162 10V12L159 14L158 13V15H156L155 17L153 16V17H151L150 16V14H151V11H155V8H156V6H154L153 5V8H151L150 7V5L148 6ZM182 4H181V3ZM231 3V4H228V3ZM237 2V3H236ZM37 3V4H38ZM99 3V4H98ZM103 3H104V5H103ZM106 3V4H105ZM144 4L143 6H142V8L140 7L142 4ZM165 3V4H164ZM174 3H175V5H174ZM176 3H177V5H176ZM226 3V4H225ZM38 4V5H39ZM47 4H45V5H42V7L44 8V7H46V5ZM113 4V5H112ZM172 4V5H171ZM180 4H181V6H180ZM184 4V6L185 7H183L182 5ZM96 5V6H95ZM100 6V7H102V8H100V7H97V6ZM110 5H112V7L110 6ZM122 5V6H121ZM126 5V4H125ZM137 5H140V6H138V8L136 7ZM147 5V6H146ZM165 6V8L164 7H162V6ZM179 5V6H178ZM226 5V6H225ZM230 5H232V7H230ZM1 6V5H0ZM47 6H49L50 7V4H48ZM146 6V7H145ZM161 6V7H160ZM168 6H170V7H168ZM176 6V7H175ZM42 7H40V9H43ZM109 7H111V8H109ZM125 7V6H124ZM138 9V12H137V10L135 9ZM171 7L173 8L172 10H171ZM183 7V8H182ZM223 7H226V8H223ZM93 8H94V10H93ZM97 8V9H96ZM115 8V9H114ZM145 8V9H144ZM151 9V11H150V9ZM165 10H164V9ZM166 8H167V10H166ZM177 8V9H176ZM178 8H180V9H178ZM45 9V8H44ZM48 9V8H47ZM96 9V10H95ZM102 9V10H101ZM108 9H110V10H108ZM113 9H114V11H113ZM133 9H135V10H133ZM140 9V10H139ZM156 9V10H157ZM175 9V10H174ZM182 9L184 10V11H182ZM191 9V10H190ZM221 9H223V10H221ZM226 9V10H225ZM2 10V6H1V8H0V11ZM92 10H93V12H92ZM142 10V11H141ZM144 10V11H143ZM146 10V11H145ZM149 10V11H148ZM177 10V11H176ZM186 10V11H185ZM225 10V11H224ZM106 11V12H107ZM139 11H141L142 12V14L141 13H139ZM181 11V12H180ZM214 11V12H213ZM220 11V12H219ZM222 11H224V12H226V13H224L223 12V14H225V16L221 13ZM2 12H3V10H2ZM2 12H0L1 14H2V16H1V18H0V20L2 21V23L0 24V26L1 25H3V26H1V28L3 29H1L0 28V42L2 41V40H5V37H6V39H7V36H5V35H7L6 34V29L8 28V26L7 25H10L11 23L10 22H8V21H6L4 24L6 25V23L8 22V23H10V24H8L7 23V27L3 24V22H4V20H2L3 18V13ZM88 12V13H89ZM135 12V13H134ZM136 12L138 13V15L140 16V17H145L147 14H148V16H150V17H148V16H146V17H148V18H146V20L144 19V18H140L138 15H135L136 14ZM145 12V13H144ZM150 12V13H149ZM180 14H182V15H180ZM117 13H118V15H117ZM173 13V14H174ZM255 13H257V11L255 12ZM251 14V15H245L244 14V16L247 18L245 21H244V17H243V15L241 14V16L243 17L242 18V20L240 19V17H239V19H240V22H241V24L242 25H246V26H242V27H244L243 29H246L247 28V26L249 27V28H247V30L246 31H248V32H246V33H248V34H250L251 36H253L254 38H258L259 36L260 37H262V36H264V32H263V30H261V27L260 26H256L257 24L258 25H261V21L263 22V17H264V14H262V13H260V16H259V19H258V16H255V15H257V14ZM0 14V15H1ZM133 14V15H132ZM144 14H146V15H144ZM179 14V15H178ZM228 14V15H227ZM259 14V13H258ZM263 15V17H262V15ZM133 17H132V16ZM143 15V16H142ZM223 17H222V16ZM132 18H131V17ZM135 16H138L137 18L135 17ZM253 16V17H252ZM214 17H216V18H214ZM254 17H256V19H253V23H252V20H251V18H254ZM140 18V19H139ZM154 18H156V20L154 19ZM158 18H160V19H158ZM172 18H170L171 20H172ZM222 18V19H221ZM224 18V19H223ZM227 18V19H226ZM261 18H262V20H261ZM143 19H144V21H143ZM148 19V20H147ZM150 19V20H149ZM152 19V20H151ZM188 19H189V21H188ZM218 19V20H217ZM248 19H250V21L248 20ZM137 20H139L140 21V23H141V27H143L144 25V27L143 28H141V27H139L140 25V23L138 24V25H136V22L138 23L139 21H137ZM141 20H142V22H141ZM183 20V19H182ZM192 20H193V22H194V24H193V22H192ZM220 20H223V21H220ZM248 20V21H247ZM256 20V22H254ZM0 21V22H1ZM151 21H154L155 23H153L152 24V22ZM216 21H218V22H216ZM220 21V22H219ZM247 21V22H246ZM258 21H259V23H258ZM145 22H147V25L145 24ZM187 22H189L188 24H187ZM242 22H244V23H242ZM251 24H250V23ZM142 23H144V25L142 24ZM150 25H149V24ZM228 23V24H227ZM248 23V24H247ZM256 23V24H255ZM86 24H88V23H86ZM187 24V25H186ZM191 24H193V25H191ZM83 26L85 25V24H82ZM148 25H149V27H148ZM223 25V26H222ZM82 26V27H83ZM87 26H90L89 24L87 25ZM83 27V29L85 30V29H87L88 27ZM189 26H190V28H189ZM222 26V27H221ZM157 27H159L158 29H157ZM192 27V28H191ZM227 28L226 30L224 29V28ZM250 27H251V29H250ZM256 29H258L259 30V28H260V31H259V33H258V35H256L257 34V32H258V30H256ZM195 28V29H194ZM220 28V30H218ZM221 28H223V29H221ZM136 29V30H135ZM186 29H187V31H186ZM139 30H141V31H139ZM143 30V31H142ZM161 30V31H160ZM184 30V31H183ZM195 30V32H193ZM253 30V31H252ZM255 30V31H254ZM5 31V32H4ZM141 32V36H140V34L138 33V32ZM136 32V33H135ZM160 32H163V35H162V33H160ZM193 32V33H192ZM250 32V33H249ZM251 32H254V35H252L251 34ZM261 33V34H260ZM2 34V35H1ZM159 34V35H158ZM189 34V35H190ZM195 34V35H194ZM138 35V36H137ZM163 37H162V36ZM166 35V36H165ZM188 35V36H189ZM194 35V36H193ZM144 36V37H143ZM256 36V37H255ZM258 36V37H257ZM139 38V40L140 41H138V39L137 38ZM140 37H141V39H140ZM151 37V38H150ZM159 37V38H158ZM161 37H162V40H161ZM166 37V38H165ZM169 37V38H168ZM165 38V39H164ZM168 38V41L166 40ZM263 38V37H262ZM134 39V40H133ZM131 41V42H130ZM133 41H135L134 43H133ZM136 41H138V43L136 42ZM164 41V42H163ZM131 43H133V44H131ZM136 43V44H135ZM174 43H175V46H174ZM172 45V46H171ZM193 45V44H192ZM180 46V47H179ZM109 47H110V51H109ZM112 47L113 48H115L114 50L115 51H112L113 49H112ZM129 47V48H128ZM179 47V48H178ZM169 48V49H168ZM172 48V49H171ZM182 48H184V49H182ZM191 48H193V50L191 49ZM112 49V50H111ZM167 49V50H166ZM107 50L109 51V53H107ZM169 50H170V52H169ZM196 50V51H195ZM124 51V52H123ZM166 51V52H165ZM116 54H115V53ZM196 54H195V53ZM113 53V54H112ZM120 53V54H119ZM164 53V54H163ZM169 53V54H168ZM192 53V54H191ZM194 53V54H193ZM107 54V55H106ZM108 54H109V56H108ZM113 55V56H112ZM119 55V56H118ZM195 55H197V56H195ZM117 56V57H116ZM110 58V60H109V58ZM237 60H236V59ZM113 59V60H112ZM234 60H236L237 62L235 63V61L234 62H232V64L233 63H235V64H231V62H227V65H230L231 67V72L232 71H234L235 72V74H237L238 72V70L240 69V68H242V69H244V71H242L243 73H241V70L242 69H240L239 71V73L237 74V76L235 75V78L232 80V79H230V81H229V86H230V93H229V98H230V100H231V102H232V104H233V109L235 110V112L236 111H238V112H236L237 114H236V117H237V124H238V130L241 132H243L246 136H245V138H244V135L241 137V139H244V140H242V143L244 142V141H247L246 142V144H245V142H244V144L246 145V146H249V152H250V154H249V152L247 151V149L244 147V149L246 150H244L246 153V155H248L253 161H256L255 162V164L253 163L251 166L253 167V170L252 171H254L255 173H258L259 175L261 174V173H263L264 174V166H262V165H264V57H263V59L261 58L258 62H257V64L255 65V64H253V67H252V65H250L251 67H249V65H247V64H244V63H242V62H240L239 63V61H238V56L236 57V56H234V58H233ZM205 60V61H204ZM111 61V62H110ZM261 61V62H260ZM113 62V63H112ZM122 62V63H121ZM115 63H116V65H115ZM124 63V64H123ZM132 63V64H131ZM230 63V64H229ZM237 64H240V65H237ZM244 64V65H243ZM111 65V66H110ZM115 65V66H114ZM163 65V66H162ZM177 65V66H176ZM213 65V66H212ZM246 65V66H245ZM119 66V67H118ZM159 66V67H158ZM242 66V67H241ZM123 67H125V68H123ZM158 67V68H157ZM228 67V66H227ZM236 67V69H237V71H236V69L234 70V68ZM238 67V68H237ZM255 67V68H254ZM116 68V69H115ZM122 68H123V70H122ZM260 68V69H259ZM30 69H31V71H30ZM33 69V70H32ZM109 69H113L112 70V72H111V70H109ZM120 69V70H119ZM159 69V70H158ZM168 69V70H167ZM175 70V71H174ZM25 71H27V74L26 73H22V72H18V73H15L12 77H15L18 81H20L21 82V78L23 77V78H27L28 76H30V77H28L27 79H24L23 80V78H22V81H24V82H18V81H16V79L15 78H12L11 79V77H10V81L8 82V80L9 79H7L6 77H2L1 75H0V77L2 78H0V85L2 84V87L4 86V84L5 83H12L11 85H12V87H13V91H14V89H16L15 91H16V93H20L21 92V99L23 98L22 97V95L25 97L26 95L28 96V94H30V93H32V95H34L35 96V94H38L39 92L35 89L36 87L33 85H31V84H33V81L32 80H34V77H36V73H37V70H35V68H33V66H31V68L29 67V69L27 68V70H24V72ZM32 71H33V73H32ZM34 71H35V73H34ZM228 71H229V68H228ZM248 71V72H247ZM129 72V73H128ZM230 72V71H229ZM234 72H233V75H234ZM237 72V73H236ZM247 72V73H246ZM143 73H144V77H147V79L146 78H144L142 75H143ZM23 74H25V76L23 75ZM30 74V75H29ZM32 74V75H31ZM243 74V76H241ZM18 75V76H17ZM20 75H22V77L20 76ZM27 75V76H26ZM37 75H38V73H37ZM115 76V77H113V76ZM125 75L127 76L126 78H124L125 77ZM129 75V76H128ZM131 75H132V78H141V77H143V79L145 80H147L148 81V83H146L147 85H148V87L146 88L145 86L146 85H144V87H135L134 85H131V83L130 82H132V78H131ZM139 75H141V77L139 76ZM239 75H240V77H239ZM244 75H245V77H244ZM20 76V77H19ZM116 76H117V78H116ZM176 76V77H175ZM183 76V77H182ZM196 76V77H195ZM18 77V78H17ZM107 77V78H106ZM115 79H113V78ZM182 77V78H181ZM238 77V78H237ZM5 78H6V80H5ZM20 78V79H19ZM130 78V79H129ZM135 78V79H136ZM195 78V79H194ZM110 79H112V80H110ZM118 79V80H117ZM199 79V80H198ZM207 79V80H206ZM1 80H3V83H4V81H6L4 84L3 83H1L2 81ZM12 80H14V81H12ZM26 80H28V82L26 81ZM103 80V81H102ZM106 80V81H105ZM129 80V81H128ZM131 80V81H130ZM145 80V81H146ZM151 80V81H150ZM178 80V81H177ZM192 80H193V82H192ZM199 82H198V81ZM211 80V81H210ZM16 81V82H15ZM31 81V82H30ZM99 81V80H98ZM146 81V82H147ZM150 81V82H149ZM191 81V82H190ZM212 81H213V83H212ZM15 82V83H14ZM27 82V83H26ZM103 82H105L104 84H103ZM179 82V83H178ZM189 82V83H188ZM215 82V83H214ZM17 83H19V85L18 86H16L17 85ZM23 83V85L21 86L23 89H21V87H19L21 84ZM31 83V84H30ZM116 83V84H115ZM178 83V84H177ZM186 83H188L189 84V86H190V88H192L193 86H196V87H194V88H197L196 90H198L200 87H203V88H205V89H203V88H201V90H199V92H197V91H191L190 90V88H188L189 86L186 84ZM191 83V84H190ZM27 84H28V87H27ZM30 84V85H29ZM112 84V85H111ZM114 84V85H113ZM118 84V85H117ZM180 84V85H179ZM196 84V85H195ZM199 85V87H198V85ZM216 84V85H215ZM13 85H15V86H13ZM26 85V86H25ZM110 85V87H108ZM193 85V86H192ZM6 86V87H5ZM5 86L3 87V88H7V86H9V85H7V84H5ZM118 86V87H117ZM181 86V87H180ZM192 86V87H191ZM219 86V87H218ZM239 86V87H238ZM14 87H16V88H14ZM29 87H31V88H29ZM116 87V88H115ZM236 87V88H235ZM18 88H20V90H18ZM27 89V88H29L28 90H29V92H26V90L25 89ZM113 88V89H112ZM135 88H137V89H135ZM140 88H143V89H140ZM145 88H146V91H145ZM187 88V89H186ZM212 88V89H211ZM112 89V90H111ZM115 89H116V92H115ZM236 89V90H235ZM27 90V91H28ZM119 92H118V91ZM141 90H143L142 92H146V93H142L141 92ZM191 92H190V91ZM212 90V91H211ZM219 90V91H218ZM14 91V92H15ZM19 91V92H18ZM22 91H25V92H22ZM33 91V92H32ZM141 92V94H140V92ZM216 91V92H215ZM111 92V93H112ZM187 92V93H186ZM202 92V93H201ZM27 93V94H26ZM195 93V94H194ZM146 94V97L144 96ZM175 94H176V96H175ZM199 96H197V95ZM202 95V96H200V95ZM31 94L28 96L29 98H31V97H33ZM194 95V96H193ZM27 96L25 97L26 98V100H27ZM174 96H175V99H182V101H183V103H182V101L180 100V102L179 101H174L175 99H174ZM181 96H183V97H181ZM139 97H141V98H139ZM173 97V98H172ZM178 97H180V98H178ZM190 97V98H189ZM119 98V99H118ZM173 100H172V99ZM194 98H195V100H194ZM121 99H124V100H121ZM139 99V100H138ZM141 99V100H140ZM23 100H25V99H23ZM224 100V101H223ZM120 101H121V103H122V106H121V104H120ZM174 101V102H173ZM179 102V103H178ZM186 102V103H185ZM189 102V103H188ZM116 103V104H117ZM123 103H124V105H123ZM137 103H140L139 105L137 104ZM144 104V106H142L143 104ZM175 103V104H174ZM223 103H224V105H223ZM120 104V105H119ZM133 105V106H131V105ZM185 104H187V105H185ZM105 105V106H104ZM104 105H101L100 106V108L102 109V110H104V107L106 108V106L108 105H106V104H104ZM110 105V104H109ZM108 106V108L109 107H111L112 108V106ZM127 105H129L128 107H125V106H127ZM137 105H138V107H137ZM141 105V106H140ZM170 105H168L169 107H170ZM186 107H185V106ZM259 105V106H258ZM134 106H135V109H139V110H135V109H133L134 108ZM184 106V107H183ZM255 106V107H254ZM16 107V106H15ZM117 107V108H116ZM120 107V108H119ZM133 107V108H132ZM143 107H145V108H143ZM175 107V108H174ZM258 107V108H257ZM107 108V110H109ZM119 108V109H118ZM126 109V113H124V110ZM131 108V109H130ZM257 110V113L259 114V116H260V114H261V116L260 117H258L257 119H255V122H254V119L251 121H249V120H245V115H247V113L248 112H250V111H252V110H255V109ZM124 109V110H123ZM129 109V110H128ZM146 109H148V108H146ZM249 109V110H248ZM25 110V111H24ZM26 110H28V111H26ZM106 110V109H105ZM112 110H114V109H112ZM118 110H122V111H118ZM133 110V111H132ZM225 110V111H224ZM255 110V111H256ZM17 111H19V110H17ZM19 111V112H20ZM24 111V112H23ZM47 111H49V112H47ZM111 111V110H110ZM32 112V113H31ZM52 112V113H51ZM53 112H54V115H53ZM120 112V113H119ZM247 112V113H246ZM122 113H123V115H122ZM133 113V114H132ZM139 113V112H138ZM148 113V114H147ZM246 113V114H245ZM44 114H46V115H44ZM56 114V115H55ZM180 114V115H181ZM145 115H146V117H145ZM145 115H144V112H143V117H145V118H147L148 116V118L147 119H149V120H151L152 119V117H154L155 118V116H153L152 114H150V111L148 110H146L145 111ZM148 115V116H147ZM28 116V115H27ZM40 117V118H38V117ZM43 117V119H42V117ZM2 117H0V119H2ZM37 117V118H36ZM58 117V118H57ZM127 118V119H126ZM242 118H243V120H242ZM33 119H35V120H33ZM43 120V121H42ZM153 120V119H152ZM7 121V120H6ZM123 121V122H124ZM188 121V122H187ZM240 121V122H239ZM14 122V121H13ZM40 123H42V124H40ZM45 123V124H44ZM16 126H18L17 124H16ZM46 126V127H45ZM233 126V127H232ZM21 128L23 129V131L21 130ZM41 128H43V129H41ZM46 128V129H45ZM58 128V129H57ZM240 128V129H239ZM5 129V130H4ZM56 129H57V131H56ZM144 129V130H143ZM145 129H147L146 131H145ZM148 129H150V130H148ZM152 129V130H151ZM6 130H8L9 132H10V134H8L9 132L8 131H6ZM17 130H20V132H22V133H19V131H17ZM25 130V131H24ZM39 130V131H38ZM42 130V131H41ZM104 130V129H103ZM4 131H6L5 133H7V134H5L4 133ZM14 131H15V133L17 134V132H18V134L16 135L15 133H14ZM44 131V132H43ZM105 131V130H104ZM143 131H144V133H143ZM11 132H12V135H13V133H14V135H13V138H12V135H11ZM41 132V133H40ZM241 132V133H242ZM56 133H57V135H56ZM147 133V134H146ZM152 133V134H151ZM158 133V134H157ZM23 134V135H22ZM25 134V135H24ZM30 134V135H29ZM34 134H36V136L34 137ZM45 134V135H44ZM168 134V136L167 137H169V138H167L166 137V135ZM172 134H173V137H172ZM227 134V135H226ZM59 135V136H58ZM151 135V136H150ZM157 135H159L158 137H157ZM14 136H16V137H14ZM24 136V137H23ZM164 136V137H163ZM225 136V137H224ZM18 137V138H17ZM22 137H23V139H22ZM42 137V138H41ZM56 137V138H55ZM58 137V138H57ZM136 137V138H135ZM155 137V138H154ZM221 137H222V139H221ZM12 138V139H11ZM28 138V139H27ZM53 138V139H52ZM55 138V139H54ZM60 138V139H59ZM147 138V139H146ZM162 138V139H161ZM164 138V139H163ZM174 138V139H173ZM11 139V140H10ZM27 141H26V140ZM49 139H51V140H49ZM146 139V140H145ZM170 139V140H169ZM232 139V140H231ZM248 139V140H247ZM17 140V141H16ZM20 140V141H19ZM48 140V141H47ZM139 140V141H138ZM149 141L150 142V144L148 145L147 143H149V142H144V141ZM165 140V141H164ZM11 141H13L12 143H11ZM232 141V142H231ZM56 142H58L57 144H56ZM138 142H139V144H138ZM141 142H142V144H141ZM152 142V143H151ZM20 143H22V144H20ZM145 143V144H144ZM11 144V145H10ZM12 144H13V146H12ZM20 145V146H18V145ZM147 144V145H146ZM249 144V145H248ZM250 144H252L254 147L253 148H256V149H254L253 150V148L251 147L252 145H250ZM33 145V146H32ZM56 145V146H55ZM142 145V146H141ZM257 145V146H256ZM10 146V147H9ZM137 146L139 147V148H137ZM258 146H259V148H258ZM263 146V147H262ZM35 149H34V148ZM56 147V148H55ZM150 147V148H149ZM37 148V149H36ZM55 148V149H54ZM142 148V149H141ZM12 149V150H11ZM250 149H252V150H250ZM258 149V150H257ZM261 149H262V151H261ZM14 150V151H13ZM16 150V151H15ZM21 150V151H20ZM141 150V151H140ZM23 151V152H22ZM54 151V152H53ZM251 151H253V152H251ZM50 152H51V154H50ZM53 152V153H52ZM263 152V153H262ZM140 153V154H139ZM258 153L260 154V156H258ZM3 154V155H2ZM57 154V155H56ZM142 154V155H141ZM12 155V156H11ZM16 157H15V156ZM144 155V156H143ZM189 155V156H188ZM195 155V156H194ZM261 155H263V158H262V156ZM4 156V157H3ZM56 156V157H55ZM61 157V158H60ZM144 157V158H143ZM191 157V158H190ZM193 157V158H192ZM197 157V158H196ZM199 157V158H198ZM4 158V159H5ZM9 158H11V159H9ZM23 159L26 161V162H24L23 161ZM75 160V161H76ZM86 160V161H85ZM196 162H195V161ZM66 161V162H65ZM85 161V162H84ZM193 161V162H192ZM92 163L93 165H91L90 163ZM145 162V163H144ZM22 163V164H23ZM30 163V164H29ZM72 163V164H71ZM258 163V164H257ZM69 164H71V165H69ZM229 164H231L230 166H229ZM27 165V166H28ZM34 165V166H33ZM73 165H75L74 167H73ZM88 165V166H87ZM99 165V166H98ZM255 165V166H254ZM1 164H0V169H2V171H6L5 169L3 170V168H4V166H3V168H1ZM26 166V165H25ZM87 167V169L86 168H84V167ZM108 166V167H107ZM111 166V167H110ZM193 167V174H191L190 175V177H189V174H188V172H186V171H188V170H191L190 169V167ZM92 167H94V169L92 168ZM100 167H101V170L99 171L98 170V168L100 169ZM124 167V168H123ZM187 167V169L186 170H182V169H185ZM229 167V168H228ZM252 167H251V169H252ZM257 167V168H256ZM26 168V167H25ZM84 170H83V169ZM89 168V169H88ZM93 170V171H91V169ZM104 170H103V169ZM113 170H112V169ZM127 168V167H126ZM139 168L141 169V172H139L140 170H139ZM177 168H180L179 170H178V172H177ZM78 169V170H77ZM90 170V172L89 171H87V173L85 172L86 170ZM136 169H137V171H136ZM74 170V171H73ZM98 170V171H97ZM103 170V171H102ZM124 170V171H123ZM127 170V171H126ZM139 170V171H138ZM196 170H197V172H196ZM234 170V171H233ZM1 171V170H0ZM79 171L80 172H82L81 174L79 173ZM98 172V173H95V172ZM176 171V173H174ZM183 171V173H180V172H182ZM89 172V173H88ZM104 172V173H103ZM116 172V173H115ZM121 172V173H120ZM129 174H128V173ZM184 172H185V175H187V176H184ZM196 174H195V173ZM4 174L3 176H4V180H5V178L7 179V177L5 176L6 174H7V172H1V174ZM33 173V174H32ZM90 173H91V175H93L94 176V173H95V177H94V179H93V181H91L90 179L93 177V176H91V178H89L90 177ZM102 173H103V175H102ZM137 173V174H136ZM143 173V174H142ZM181 174V176H178V174ZM187 173V174H186ZM0 174V176L1 177H3L2 175ZM30 174V175H29ZM77 174V175H76ZM102 175V177L104 176L105 177V175H107V178L105 179L104 178V180H103V183H101L100 181H98V180H96V175L98 176V175ZM118 174V175H117ZM131 174V175H130ZM135 174V175H134ZM141 174V175H140ZM35 175V176H34ZM81 175H85V178H87L86 179V181H88V182H86L85 180H83V179H81ZM127 175V176H126ZM130 175V176H129ZM176 175V176H175ZM196 175V176H195ZM31 176V177H30ZM194 176V177H193ZM238 176V177H237ZM261 176H262V174H261ZM108 177H109V179H108ZM111 177V178H110ZM112 177H113V179H112ZM134 178V179H132V178ZM136 177V178H135ZM182 177V178H181ZM184 177H186V178H184ZM264 177V176H263ZM230 178V179H229ZM3 179V178H2ZM32 179H33V181H32ZM110 179H111V182H110V185H111V188H110V191H106V189L107 188H109V187H107V188H105L106 186H110L109 185V183H108V181H110ZM146 179V180H145ZM229 179V180H228ZM3 180V181H4ZM31 180V181H30ZM42 180V181H41ZM57 180V181H56ZM83 180V181H82ZM105 180H108V181H106L107 182V184L108 185H106V182H105V184H104V181ZM120 180H118V181H120ZM180 180V181H179ZM2 180H1V178H0V183H2L1 182ZM78 181H80V182H78ZM85 181V182H84ZM90 181V182H89ZM116 181H114V184H115V182ZM239 181V180H238ZM27 182H28V184L29 185H27ZM57 182V183H56ZM92 182V183H91ZM140 182V183H139ZM232 182H235V183H232ZM42 183H43V185H42ZM59 183V184H58ZM87 183H90L89 185H87ZM113 183V182H112ZM121 183V181L119 182V184ZM138 183V184H137ZM142 183H143V185H142ZM147 183V184H146ZM151 183V184H150ZM223 183H225L226 185H224ZM233 185H232V184ZM23 184L25 185H27V186H24L23 187ZM32 184V185H31ZM36 184V185H35ZM45 184V185H44ZM116 184L118 185V183L116 182ZM122 184V183H121ZM222 184V186H220ZM229 184H230V186L232 187V188H230L229 189ZM31 185V186H30ZM35 185V186H34ZM48 185V186H47ZM58 185V186H57ZM92 185H93V187H92ZM105 185V186H104ZM159 185V186H158ZM55 186V187H54ZM88 186H90V187H88ZM95 186L99 189V187H100V189H99V191L100 190H102L103 188H105V191H104V189L102 190V191H100L99 192V196L97 195V188L95 189ZM103 186V187H102ZM158 186V187H157ZM48 187V188H47ZM113 187V188H112ZM223 187H228V189L227 188H223ZM84 188H86V190L84 189ZM118 188V187H117ZM121 188V187H120ZM184 188H186L185 190H184ZM190 188V190L191 191H193V194H195L196 192L197 193H201L200 191H202L203 193H201L202 195H201V198L203 197V196H205V199H206V201H204L205 199H196V201H194L193 202V204H194V206H193V204L191 205V204H188V205H184V204H187L186 202H182V201H185V197L187 196L186 194L188 193V195H190L191 193H189V191H187L188 189ZM43 189V188H42ZM44 189V190H45ZM54 189H55V191H54ZM95 189V190H94ZM116 189V188H115ZM119 189V188H118ZM124 189V190H125ZM222 189V190H221ZM223 189H226V191L225 190H223ZM16 190V191H17ZM26 190L28 191V192H26ZM48 190V191H47ZM49 190H51V191H49ZM108 190V189H107ZM123 190V191H124ZM169 190H171V192L169 191ZM180 190H183V192L185 191V193L186 194H184L182 191V193H181V195L178 197L177 196V194L179 195L180 193H177V192H179ZM220 190H221V192H220ZM230 190H232L233 192H231ZM87 191V192H86ZM95 191H96V193H95ZM118 191V190H117ZM135 190H133V192H134ZM219 191V192H218ZM223 191H225V192H223ZM195 192V193H194ZM218 192V194H216V193ZM25 193V194H24ZM102 193V194H101ZM111 193H115L114 191L112 192L111 191ZM177 193V194H176ZM196 193V195L197 196H199L198 194ZM206 193V194H205ZM209 194V197H214V198H208V194ZM248 192H244V196H243V198L244 197H246V198H244V200L245 199H247V201L248 200H250V201H248V202H250V205H251V203L252 204H254V203H256L257 202V199L258 198H255L256 197V194L255 193H252V192H249L248 194H247ZM29 194V195H28ZM185 195V196H182V195ZM211 194H212V196H211ZM246 194H247V196H246ZM252 194V195H251ZM21 195H20V198L19 199H21ZM215 195L216 196H218L219 197V200H220V198H221V196H222V200L224 199L225 200V198H227L229 195L231 196V197H228L224 202L221 200V201H219V200H217L218 198L217 197H215ZM226 195H228V196H226ZM248 195H251V198H249V196ZM23 197L25 200H26V197ZM51 197V198H49V200H48V198L47 197ZM116 196L118 197V198H116ZM130 196H131V194H130ZM173 196V197H172ZM177 196V198H178V200H177V198H175ZM206 196H207V198H206ZM52 197H54V198H52ZM58 197V198H57ZM105 197H107V195L105 196ZM200 197V196H199ZM198 197V198H199ZM235 197V196H234ZM45 198H46V200H45ZM56 198V199H55ZM51 199L53 200V202L51 203ZM148 201H147V200ZM176 199V200H175ZM207 199H209V201H207ZM213 199V201H211L212 203H208V202H210V200H212ZM253 199H255L254 201H253ZM23 200V199H22ZM127 200V201H126ZM146 200V201H145ZM152 200V201H151ZM170 200V201H169ZM175 200V201H174ZM201 200H203V201H201ZM46 201H48L50 204L48 205V202H47V204L45 203ZM57 203H56V202ZM123 201V202H122ZM125 201V202H124ZM133 201V200H132ZM154 201V202H153ZM156 201V202H155ZM171 201H173V203L171 202ZM177 201H178V203L179 202H181V203H177ZM246 201V200H245ZM246 201V202H247ZM110 202V203H111ZM120 203L121 204V206H120V204H118V203ZM198 202L200 203L199 204V206H198ZM202 202V203H201ZM204 202V203H203ZM56 203V204H55ZM59 203V204H58ZM64 203V204H63ZM125 203V204H124ZM128 203H131L130 205L128 204ZM157 203V204H156ZM176 203V204H175ZM206 203H208V205H206ZM222 203H223V205H222ZM225 203H226V205H225ZM53 204V205H52ZM55 204V205H54ZM57 204L58 205H60V206H57ZM137 204V203H136ZM141 204V205H140ZM149 204V205H148ZM169 204V205H168ZM171 204V205H170ZM172 204H173V206H172ZM202 204H203V207H202ZM216 204V205H215ZM47 205V206H46ZM63 205V206H62ZM116 205H119L117 208H116V210L115 209H113V208H115V206ZM122 205H124V206H122ZM167 205V206H166ZM205 205V206H204ZM210 205V206H209ZM228 205H229V207H228ZM62 206V207H61ZM150 206V207H149ZM181 206V207H180ZM190 206H193L194 208H192V207H190ZM206 206H209V208L208 207H206ZM216 206V207H215ZM225 206V207H224ZM227 206V207H226ZM252 206V208L253 209H256L255 207H257V205L255 206V204H254V206L253 205H251ZM57 207V208H56ZM59 207V208H58ZM120 207V208H119ZM123 207V208H122ZM138 207V208H137ZM188 207V208H187ZM199 209H198V208ZM202 207V208H201ZM205 207V208H204ZM238 208V209H235V208ZM48 208V209H47ZM64 208V209H63ZM70 210H69V209ZM72 208V209H71ZM87 208V207H86ZM122 208V209H121ZM127 208V209H126ZM129 208V209H128ZM196 208V209H195ZM204 208V209H203ZM208 210H207V209ZM56 209V210H55ZM77 209V210H76ZM83 209V210H84ZM112 209H113V211L115 210V211H117L116 213L115 212H113L112 211ZM118 209H119V212H118ZM147 209V211L146 212H144L143 213V210L145 211ZM34 209H32L31 211H33ZM76 210V211H75ZM83 210L81 211L82 213H83ZM110 210L112 211L111 213H110ZM133 210H135V211H133ZM212 211V212H210V211ZM243 210V211H242ZM246 212H245V211ZM26 211L27 212H29V213H31V211H30V208H28V209H26ZM236 211V212H235ZM250 211V212H249ZM48 212H51V211H48ZM57 212H58V210H57ZM76 212H79V213H77L76 214ZM151 212V213H150ZM210 212V213H209ZM239 212V213H238ZM72 213V214H71ZM148 213V214H147ZM64 214H65V216L67 215V217H65L64 216ZM68 214H69V217H68ZM72 216H71V215ZM78 214H79V216H78ZM122 214V215H121ZM145 216H144V215ZM151 214V215H150ZM157 214V215H156ZM230 214V215H229ZM76 215H77V220H76ZM107 215V216H108ZM126 217V223L124 222L123 224H125V226L123 227L122 226V224L121 223H119V222H121V218L122 217H124V216ZM242 215V216H241ZM246 215V216H245ZM249 215V216H248ZM136 216V217H135ZM147 216H148V218H147ZM151 216V217H150ZM159 216V217H158ZM208 216V217H207ZM247 216L249 217V218H247ZM74 217V218H73ZM79 217V218H78ZM110 217V218H111ZM130 217V218H129ZM141 217V218H140ZM154 217H155V219H154ZM205 217V218H204ZM234 217V218H233ZM242 217V218H241ZM245 217V219H243ZM72 218H73V220H72ZM146 218V219H145ZM240 218V219H239ZM115 219V220H114ZM127 219H128V221H127ZM135 219L136 220H138V221H135ZM141 219V220H140ZM148 219V220H147ZM217 219V220H216ZM220 219V220H219ZM236 219V220H235ZM75 220V221H74ZM132 220V221H131ZM142 220H144V222L142 221ZM146 220V221H145ZM151 220V221H150ZM155 220V221H154ZM228 220H229V222H228ZM244 220H246V221H244ZM73 221V222H72ZM116 221V222H115ZM240 221V222H239ZM243 221H244V223H243ZM75 222V223H74ZM134 222V223H133ZM136 222V223H135ZM159 222V223H158ZM238 222V223H237ZM49 223V222H48ZM47 223V225H51V224H48ZM63 223H65L66 224V226L63 224ZM72 223H74V224H72ZM115 223H117V224H115ZM129 225H128V224ZM222 223H224L223 225H222ZM243 223V224H242ZM250 223V224H249ZM54 224V223H53ZM67 224H69V225H67ZM72 224V225H71ZM114 224V225H113ZM140 224V225H139ZM156 224L158 225V226H156ZM209 224V225H208ZM234 224V225H233ZM62 225V227H63V225H64V227L62 228H60V226ZM74 225V226H73ZM115 225H116V227H115ZM126 225H127V227H126ZM231 225V226H230ZM236 225V226H235ZM249 225V226H248ZM52 226V225H51ZM71 226V227H70ZM121 226H122V228L124 229H122V232L119 234V232H118V229H119V227L121 228ZM139 226V227H138ZM142 226H143V228H142ZM164 226V227H163ZM205 226V227H204ZM228 226V227H227ZM230 226V227H229ZM234 227V229L232 230V228ZM238 226V227H237ZM136 227V228H135ZM225 227V228H224ZM232 227V228H231ZM242 227V228H241ZM245 227V228H244ZM73 228V231L71 230ZM132 228H134V229H132ZM140 230H139V229ZM158 228V229H157ZM203 228V229H202ZM206 228V229H205ZM228 228V229H227ZM76 229V230H75ZM157 231H156V230ZM173 229V230H172ZM227 229V230H226ZM238 229V230H237ZM65 230L67 231V232H65ZM126 230V231H125ZM155 230V231H154ZM199 230H203V232H206V233H204L205 234V236L204 235H202L203 236V239L205 238V240H203L202 239V237H201V234L203 233H201V231L200 232H198ZM204 230H207V231H209V232H207V231H204ZM217 230V231H216ZM219 230V231H218ZM221 230V231H220ZM228 230V231H229ZM57 231V232H56ZM69 231H72V232H70L71 233V235H70V233H69ZM75 231V232H74ZM120 231H121V229H120ZM125 231V232H124ZM153 231V232H152ZM166 231H167V233H166ZM179 231H180V233H179ZM241 231H240V233L239 234H241ZM250 231V230H249ZM249 231H246V232H249ZM59 232V234L58 235H60L61 233ZM64 232L65 233H67V234H69V235H65L64 234ZM175 232V233H174ZM222 232V233H223ZM245 232V233H246ZM51 233H49V234H51ZM127 233V234H126ZM143 233H141V234H143ZM156 233V234H155ZM194 234V237H192V238H197L198 236L201 238H197V240L195 239H193V240H191L192 238L191 237H189L188 235H190V236H193V234ZM195 233H198L197 235L195 234ZM200 233V234H199ZM209 233V234H210ZM118 234V235H117ZM155 234V235H154ZM173 234V235H172ZM176 234V235H175ZM181 234H183L182 236H180ZM208 234V235H209ZM213 234V235H214ZM158 235V236H157ZM164 235H166V236H164ZM169 235H170V237H169ZM178 235V236H177ZM187 235V236H186ZM196 235V236H195ZM233 235V234H232ZM55 236H52L51 237V240H49V241H51V243H49L50 245H52L55 241H54V238L53 237H55ZM113 236V235H112ZM157 236V237H156ZM168 236V237H167ZM178 238H177V237ZM210 236H211V234H210ZM235 236H233V237H235ZM72 237H73V235H72ZM119 237H117V239H120ZM162 237V238H161ZM175 237V238H174ZM184 239H183V238ZM186 237V238H185ZM213 237V236H212ZM215 237V236H214ZM238 237V236H237ZM53 238V239H52ZM115 238V237H114ZM155 238H157V239H155ZM164 238V239H163ZM171 238V239H170ZM191 238V239H190ZM49 239V238H48ZM176 239H178V240H175ZM180 239V240H179ZM186 239V240H185ZM191 241H189V240ZM236 239V238H235ZM53 240V241H52ZM171 240H173V242L171 241ZM189 241V242H187V243H185V245H184V242H186V241ZM68 241L69 240H67L66 242H67V245L69 246L70 244H68ZM71 241V240H70ZM69 241V242H70ZM179 241V242H178ZM181 241V242H180ZM193 241H197L196 243H194L193 244ZM158 242V243H157ZM170 242V243H169ZM173 243V246H172V243ZM178 243V245H176V247L178 248V247H180V244L182 243L183 244V247H180L179 249H177L176 247H175V251L172 249V254L171 255H168V259H166V257L167 256H164V254H163V257H162V254H161V252L163 251V249L164 248H166V251H165V254L166 253H168L167 252V250H168V248H167V246L168 247H170V245L172 246V247H174L175 245H174V243ZM202 242H200L199 244H198V246H200L201 248L202 247H204L205 245H203L202 244ZM64 244H65V241L63 242ZM63 243L61 244L62 246L61 247H58V246H56L57 248H54V249H58V248H62V247H67V245H63ZM164 243V244H163ZM167 243V244H166ZM180 243V244H179ZM189 243H191L190 245H192V246H190V245H188ZM196 244V245H195ZM146 245H147V247H148V245H152V246H149L148 248L149 249H147V251L145 250L147 247H146ZM160 245V246H159ZM187 245V247H185ZM201 245H203V246H201ZM242 244H239V246H237V248L241 251V250H243V248H245L244 250H243V256L246 258V257H248L249 258V260H253L252 262L250 261V262H248L249 264L250 263H252V264H264V249H260L262 252H260L259 250V252L257 251L256 252V254L257 253H259V256H258V254L257 255H246L245 254V252L247 251L246 250V247H242L241 246ZM55 245L53 244L51 247L53 248ZM164 246V247H163ZM198 248H196V247ZM140 247V248H139ZM153 247V249H151L150 250V248H152ZM155 247H157L156 249H158V251L160 252V254H154V252L156 253L157 252V250L155 249ZM190 247H191V249H193V250H190ZM160 248L162 249L161 251H160ZM240 248H242V249H240ZM129 249H133V246L132 245H130V247L128 246V247H125V251H126V253L127 252H133V250L132 251H130ZM170 249V248H169ZM177 249V250H176ZM184 249V250H183ZM194 249H196V250H194ZM203 249V248H202ZM128 250V251H127ZM150 250V251H149ZM188 250H186L187 252H188ZM238 250V251H239ZM125 251H124V253H120L123 257H128V255L127 256H124V255H126L125 254ZM146 251V252H145ZM185 251V252H186ZM190 251H192V252H190ZM199 251H202V252H199ZM135 252V253H136ZM144 252V253H143ZM149 252H151V253H153V256H152V254H150ZM128 253V254H129ZM149 253V254H148ZM163 253V252H162ZM178 253V252H177ZM240 253V252H239ZM246 253H248V251L246 252ZM261 253V254H260ZM146 254H148V255H150V256H148V255H146ZM176 254V253H175ZM183 254V257H184V253H182ZM181 254V255H182ZM249 254V253H248ZM130 255V254H129ZM158 255H160L159 257H158ZM191 255V256H192ZM227 255V254H226ZM246 255V256H245ZM260 255H263V256H261L260 257ZM142 256V255H141ZM142 256V257H143ZM174 256V255H173ZM177 255H175L174 257H176ZM198 256L196 257V258H198ZM227 256H229V255H227ZM250 256V257H249ZM257 256V257H256ZM146 257V258H147ZM165 257V258H164ZM186 257V258H187ZM225 257V256H224ZM230 257H232L231 255H230ZM254 257V258H253ZM258 257H260V258H262V259H258ZM171 258H173V257H171ZM177 258V260H178V258L180 259V254H178V257H176ZM195 258V259H196ZM227 257H225L224 258V260L226 259ZM233 258V257H232ZM232 258H230L229 259V257L227 258V260H225V261H228L229 262V260H232V262H233V259ZM241 258L240 259V261H238L239 259L237 258V260H236V262H240V263H242V262H247L248 261V258ZM250 258H252V259H250ZM175 259V258H174ZM182 259V258H181ZM191 261H190V260ZM194 259V258H193ZM193 259H191V257L190 258H188V260L190 261V262H193L194 260ZM205 259V258H204ZM150 260H147V262H146V264L148 263H150V264H154V261H152V263H151V261ZM165 260V261H164ZM169 260H171V259H169ZM183 260V259H182ZM193 260V261H192ZM198 260H200V259H198ZM244 260V261H243ZM150 261V262H149ZM186 261H187V259H186ZM188 261V262H189ZM118 262V261H117ZM117 262L116 263H114V264H117ZM189 262V263H190ZM231 262V261H230ZM245 262V263H246ZM254 262V263H253ZM260 262H262V263H260ZM167 263V262H166ZM165 263V264H166ZM193 263H196V262H193ZM193 263H191V264H193ZM248 263H246V264H248ZM155 264H157V261L155 262ZM168 264V263H167ZM169 264H170V262H169ZM196 264H201L200 262H198V263H196Z\"/></svg>",
    "mask_w": 264,
    "mask_h": 264
}]
</instances>
